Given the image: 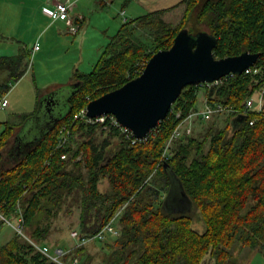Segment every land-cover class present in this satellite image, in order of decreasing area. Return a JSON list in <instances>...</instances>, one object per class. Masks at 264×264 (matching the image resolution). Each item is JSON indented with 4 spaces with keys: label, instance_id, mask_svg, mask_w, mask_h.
<instances>
[{
    "label": "trees",
    "instance_id": "16d2710c",
    "mask_svg": "<svg viewBox=\"0 0 264 264\" xmlns=\"http://www.w3.org/2000/svg\"><path fill=\"white\" fill-rule=\"evenodd\" d=\"M182 5L179 23L167 21L166 14ZM183 28L215 34L219 41L214 53L219 58L247 50L261 53L257 73L235 74L207 88L209 102L242 109L249 97L264 91V0H181L125 20L96 67L74 77L81 84L69 98L68 112L26 146L25 155L11 166L4 163V148L15 125L8 123L2 131L0 211L14 218L22 214L33 240L46 244L53 217L69 203L80 206V238L96 235L114 222L116 239L105 243L106 252L97 264H204L207 258L209 264H244L235 256L237 246L264 249V118L257 112L235 126L233 120L242 113H229V123L209 130L202 141L175 139L166 159L162 154L168 140L195 108L200 84L184 87L168 116L137 143L109 121L76 117L91 100L137 77L154 53L172 46ZM21 55L0 57V66L8 72L0 82V97L25 73L19 70ZM254 117L257 121L250 124ZM66 135L69 140L61 146ZM172 175L193 203L189 214L169 205ZM104 180L109 183L106 191L101 189ZM162 182L168 192L156 203ZM197 211L205 222L203 232L193 227ZM3 225L0 219V230ZM13 234L0 245V264H61L15 230ZM93 241L101 239L80 245L76 241L64 261L78 258L79 264H93L88 249Z\"/></svg>",
    "mask_w": 264,
    "mask_h": 264
},
{
    "label": "rangeland",
    "instance_id": "374dc122",
    "mask_svg": "<svg viewBox=\"0 0 264 264\" xmlns=\"http://www.w3.org/2000/svg\"><path fill=\"white\" fill-rule=\"evenodd\" d=\"M133 1L77 0V4L82 6L81 30L77 34H72L53 26L46 13L42 14V5L47 4L42 0H0V52L12 56L13 50L15 52L19 50V53L23 54L20 56L19 70H25L26 73L17 82L16 80L13 81L11 90L4 95L7 98L8 106L0 108V137L2 131L7 128L8 123L15 125V132L4 148L5 165H14L25 155L26 150H23L18 156L15 155L14 149L17 143L25 147L31 141L39 140L46 132L48 126L47 118L44 115L43 96L52 90H60L62 100L60 112L65 114L69 110V97L73 93L72 84L75 81V73L77 71L79 73L92 71L101 59L106 46L111 42L125 20L149 12L143 6L135 9L136 6L132 5ZM184 9L185 6L182 5L181 8L166 14V20L172 24L179 23L184 14ZM192 31L196 32V30ZM138 33L141 37H147V32L140 31ZM37 41H39L41 47L38 52L33 51ZM4 73L6 71L0 66V75ZM207 88L209 87H200L193 112H200L205 108ZM260 92L257 91L256 93ZM59 115L57 114V116ZM229 121V112L215 114L209 119H203L195 114L188 120V124L191 123V128L188 130L184 128L180 139L194 137L202 141L209 130L216 131L224 128ZM13 137L16 140L12 143ZM169 140L165 148L167 152L164 150L162 159L164 154L169 155L170 146L175 139L170 144ZM114 142L112 149L117 143L116 140ZM208 148L209 142L205 145V151ZM172 182L173 197L170 200L172 209L177 207L183 213L189 214V211L192 210V201L183 199L182 193L180 197L181 185L175 175H172ZM159 186L162 187V190L156 203L163 201L168 192L163 188V182ZM108 188V180H104L101 189L106 191ZM180 210L175 211L181 212ZM79 217L80 206H69V203H66L57 216L53 217L46 245L53 250L57 247L66 250L73 247L77 239L72 234L75 230L79 231ZM192 219L194 228L200 232L205 231V222L200 212L197 211ZM43 221L46 220L43 218ZM15 223L18 222L15 221ZM14 230L15 227L12 225L4 224L1 227L0 245L7 242L14 235ZM25 231L27 233L26 228ZM117 233V230L115 233H108L104 241H93L88 244L90 253L94 255L95 261L93 264L101 261L106 252L105 243L107 241L114 242ZM234 253L244 264H264V249L257 250L239 245ZM211 262V259L207 258L204 264Z\"/></svg>",
    "mask_w": 264,
    "mask_h": 264
},
{
    "label": "water",
    "instance_id": "95a60500",
    "mask_svg": "<svg viewBox=\"0 0 264 264\" xmlns=\"http://www.w3.org/2000/svg\"><path fill=\"white\" fill-rule=\"evenodd\" d=\"M218 41V37L207 30L193 32L188 28L181 29L172 46L154 53L141 74L123 86L91 100L87 104V115L97 117L113 114L119 123L131 129L136 137H146L168 116L184 87L214 82L230 73L241 75L249 66L256 64L261 56L260 52L247 50L235 56L216 57L214 49ZM80 84L81 81L72 84V94ZM42 102L48 130L64 115L60 112L62 106L60 90H52L45 94ZM245 118L244 114L237 115L233 125L243 122ZM181 193L183 199L189 200L180 187V197ZM171 197L172 194L169 199L170 205ZM177 209L180 210L173 207L174 211Z\"/></svg>",
    "mask_w": 264,
    "mask_h": 264
},
{
    "label": "built area",
    "instance_id": "2783aa9c",
    "mask_svg": "<svg viewBox=\"0 0 264 264\" xmlns=\"http://www.w3.org/2000/svg\"><path fill=\"white\" fill-rule=\"evenodd\" d=\"M71 6H72V2L70 0H65V1L57 0L55 7L50 8L47 11V14L53 20H65V21H67L68 24L73 25V21H72V18L70 16ZM123 13H124V11H123ZM39 48H40V44H39V42H37L34 46V51L38 50ZM259 70H260V67L257 64H254L252 66H249L247 69H245L243 74L257 73ZM233 75H235V73H230V74L226 75L225 77H222L221 79L216 80L214 82H204V83H201L200 85H202L204 87H206V86L211 87L212 85L218 84V83L224 81L225 78L227 79L229 76H233ZM6 106H8L6 96L0 97V108H4ZM224 112L236 113V114L242 113L245 115H250L254 112L255 113L257 112L260 117L264 118V91H261L260 93H256L254 96L249 97L247 99L245 106L242 109H237V108L223 104V103L218 102V101L211 103L207 99L205 101V108L202 111L196 112V113L191 111L188 116H186L185 118H183L179 122V124L176 126V128L174 129V131L172 133V136L169 140V144L174 139L180 138V136H182L184 128H186L187 130L191 128V125H190L191 123L188 124V120L190 118H192L193 115L197 114L198 117L200 116L203 119H209L211 116H213L215 114L224 113ZM80 116L86 117L88 122H94V121L106 122V121H109L110 124L118 126L120 128V130L123 132V134H125V136L132 141V143H137L139 141H143V140L147 139L150 132L153 130L152 129L149 132V134L144 138L136 137L134 135L133 131L131 129H129L128 127L123 126L121 123H119L116 116L113 114H103V115H100L97 117H89L87 115V106L84 107L78 114H76V117H80ZM178 116L179 117L181 116L180 112H178ZM256 121H257V117H254L250 120V124H254ZM68 140H69V137H68V135H66L60 140L59 144L61 146L65 145ZM165 151L167 152V150H165ZM167 157H168V155L167 156H166V154L163 155V159H165ZM62 158L63 159L66 158V154H63ZM0 219L4 222V224L14 226L15 231H17V233L21 237H23L24 239L31 242L37 249H39L42 253H44L50 259L57 261L61 264H79L78 258H75L71 263L64 261V256L69 252V250H66L62 247H57L56 249L53 250L48 245L38 243L35 240H33L28 235V233H26V231H25L24 217L22 214H20L17 218H14V217L5 216L0 211ZM15 221L18 223L16 224ZM115 229H116V227L114 226V222L112 220L96 235L89 236L87 238L86 237L80 238V233H79V231H76V230H75V232H73L72 235L74 238L77 239V243H78L77 245H80V244L87 243L88 241L94 240V239L104 240L108 233H112V232L115 233L116 232Z\"/></svg>",
    "mask_w": 264,
    "mask_h": 264
},
{
    "label": "crops",
    "instance_id": "0c3cea01",
    "mask_svg": "<svg viewBox=\"0 0 264 264\" xmlns=\"http://www.w3.org/2000/svg\"><path fill=\"white\" fill-rule=\"evenodd\" d=\"M43 1L46 2L47 4L46 5H42L43 3L40 4V5H42L41 12H42V14L46 13L47 18L50 20V22H51V24L53 26H56L58 29H62V31H67L68 33H72V34H77V33L80 32L81 23H82V18H81L82 17L81 16L82 15V9H81L82 6L77 4V0H70L72 2V6H71V9H70V16L72 18L73 25L68 24L67 21H65V20H53L47 14V11L50 8H54L55 7V4H56L57 0H42V2ZM61 1H65V0H61ZM78 1H83V0H78ZM101 1L105 2L107 0H101ZM180 1L181 0H134L133 3L134 2L135 3L134 4L132 3V5L136 6L135 9H139V8H141V6H143L144 8H146V11L150 12V11H155V10H159V9H165V8L172 7V6L176 5V4H178ZM45 6H48V7L47 8H43ZM178 8H181V6H179ZM37 42H39V41H37ZM40 50H41V47L38 50H36V52H38ZM16 51L17 52H15L13 50L12 55H16V54L19 53V50H16ZM33 51H34V48H33ZM2 56H9V54H3L2 52H0V57H2ZM77 73H79V72L77 71ZM77 73H75V74H77ZM7 76H8V72L7 71H6V73L0 75V82H2ZM15 140H16L15 137H13L11 142L13 143V142H15ZM12 143H10V144H12ZM31 143H33V142L28 143V145L31 144ZM28 145H25V147H24V146H20V143H17V145H16V147L14 149L15 155L16 156L20 155L23 152V150L24 151L26 150L25 148Z\"/></svg>",
    "mask_w": 264,
    "mask_h": 264
},
{
    "label": "flooded vegetation",
    "instance_id": "af4514ba",
    "mask_svg": "<svg viewBox=\"0 0 264 264\" xmlns=\"http://www.w3.org/2000/svg\"><path fill=\"white\" fill-rule=\"evenodd\" d=\"M75 82H77V81L75 80L73 83H75Z\"/></svg>",
    "mask_w": 264,
    "mask_h": 264
},
{
    "label": "bare ground",
    "instance_id": "6f19581e",
    "mask_svg": "<svg viewBox=\"0 0 264 264\" xmlns=\"http://www.w3.org/2000/svg\"><path fill=\"white\" fill-rule=\"evenodd\" d=\"M249 97V96H248Z\"/></svg>",
    "mask_w": 264,
    "mask_h": 264
}]
</instances>
